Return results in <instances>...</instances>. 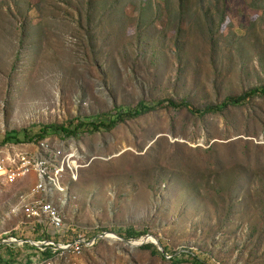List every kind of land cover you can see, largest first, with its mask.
I'll list each match as a JSON object with an SVG mask.
<instances>
[{
  "label": "rangeland",
  "instance_id": "rangeland-1",
  "mask_svg": "<svg viewBox=\"0 0 264 264\" xmlns=\"http://www.w3.org/2000/svg\"><path fill=\"white\" fill-rule=\"evenodd\" d=\"M262 86L264 0H0V146L12 131L34 135L139 101L203 108ZM47 138L81 157L78 180L61 184L78 198L65 241L88 242L84 264H193L187 253L264 264V96L222 113L163 108L109 131ZM35 181L0 179V264L37 255L11 239L45 241L11 213ZM107 232L132 242L151 234L168 253Z\"/></svg>",
  "mask_w": 264,
  "mask_h": 264
},
{
  "label": "built area",
  "instance_id": "built-area-1",
  "mask_svg": "<svg viewBox=\"0 0 264 264\" xmlns=\"http://www.w3.org/2000/svg\"><path fill=\"white\" fill-rule=\"evenodd\" d=\"M80 159L77 149L68 145V141L59 143L44 138L27 144L0 146V179L3 182L16 184L31 173L36 179L27 193L19 195L11 213L20 212L27 223L33 225V230L36 225L42 226L39 234L45 241L33 243L36 257L24 259L21 264H84L82 255L88 242L81 237L65 241L71 233V220L66 210L74 214L78 210V198L61 184L65 177L73 182L78 180L83 167ZM47 236H51L50 240ZM54 238L59 242H54ZM96 239L90 244H95ZM27 243L11 239L6 245Z\"/></svg>",
  "mask_w": 264,
  "mask_h": 264
},
{
  "label": "trees",
  "instance_id": "trees-1",
  "mask_svg": "<svg viewBox=\"0 0 264 264\" xmlns=\"http://www.w3.org/2000/svg\"><path fill=\"white\" fill-rule=\"evenodd\" d=\"M256 96H264V86L251 88L239 95L227 96L220 102L213 105L205 106L203 108H197L186 100L174 101L173 99H162L153 103H149L147 101H139L137 105L134 107L131 106L120 107L116 109L114 112H110V113H104L101 115L91 116L87 118L79 117L75 121H69L68 123H64L60 125L43 126L40 127L39 131L34 135H30V132H27V130L12 131L9 134H5L1 143L3 144L9 142L22 143L23 141L32 142L47 138V136H49L50 134H56L58 136H62L63 138H68V137H76L79 133H84V132L94 133V132H99L101 130L109 131L115 128L120 123H124L127 120L135 119L145 114L155 112L163 108H173L178 110L185 109L189 113L197 116H203L209 113H222L225 110H227V108L243 106ZM41 228L42 226L36 225L34 230V232H36L39 238H41L39 234V230ZM107 233L108 235H111L110 234L111 232H107ZM144 235H146V233L140 234V236H144ZM71 236H72V232L70 233L69 237ZM73 237L78 238L79 235L73 234ZM122 237L127 239L137 238L135 234H131V233H129L128 236L125 235ZM146 238H148L149 240H153L152 238L155 237L151 234H147L144 238H142L143 240L139 242L146 241L145 240ZM47 239L50 240L49 236H47ZM26 246H28L30 249L35 248L33 244L31 245L26 244ZM141 248L153 249L154 253L161 254L160 251L153 244H146ZM164 253L165 254L168 253L166 247H164ZM165 254H163V257L165 256ZM48 255H50V252H48ZM187 256L192 259L193 264H206L197 255H192L191 253H187ZM171 259L176 260V258H174V255H172ZM6 264H10V263L6 262ZM11 264H16V263H14L11 260Z\"/></svg>",
  "mask_w": 264,
  "mask_h": 264
},
{
  "label": "water",
  "instance_id": "water-1",
  "mask_svg": "<svg viewBox=\"0 0 264 264\" xmlns=\"http://www.w3.org/2000/svg\"><path fill=\"white\" fill-rule=\"evenodd\" d=\"M110 234L116 236L119 240L124 241L127 245H130V246H132V247H140V246H143V245H145V244H153V245L157 246L158 250H159L161 253H164V249H163V247H162L160 241H159L157 238H152L153 240H149L148 238H146V239H145L146 241H144V242H142V243H140V244H138V245H135V244H132V241H128V240H126V239H124V238H122V237H119L118 235H116V234H114V233H110ZM107 235H108V234H106V236H105L106 238H108ZM99 237L102 238V236H99ZM2 244H3V243H2Z\"/></svg>",
  "mask_w": 264,
  "mask_h": 264
},
{
  "label": "bare ground",
  "instance_id": "bare-ground-1",
  "mask_svg": "<svg viewBox=\"0 0 264 264\" xmlns=\"http://www.w3.org/2000/svg\"><path fill=\"white\" fill-rule=\"evenodd\" d=\"M108 237H111V238H114V239H118L116 236H114V235H107ZM140 243H142V242H132V244H135V245H138V244H140Z\"/></svg>",
  "mask_w": 264,
  "mask_h": 264
}]
</instances>
